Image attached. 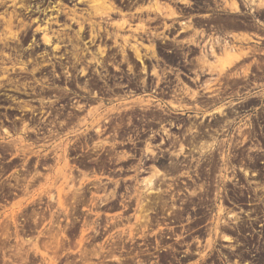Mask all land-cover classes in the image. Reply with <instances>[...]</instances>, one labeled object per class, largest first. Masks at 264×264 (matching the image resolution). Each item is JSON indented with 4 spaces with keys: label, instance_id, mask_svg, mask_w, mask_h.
Listing matches in <instances>:
<instances>
[{
    "label": "flooded vegetation",
    "instance_id": "flooded-vegetation-1",
    "mask_svg": "<svg viewBox=\"0 0 264 264\" xmlns=\"http://www.w3.org/2000/svg\"><path fill=\"white\" fill-rule=\"evenodd\" d=\"M43 188L66 224L25 264L264 251V0H0V264Z\"/></svg>",
    "mask_w": 264,
    "mask_h": 264
},
{
    "label": "rangeland",
    "instance_id": "rangeland-1",
    "mask_svg": "<svg viewBox=\"0 0 264 264\" xmlns=\"http://www.w3.org/2000/svg\"><path fill=\"white\" fill-rule=\"evenodd\" d=\"M69 145V143H68ZM63 147L64 143H56L55 146L52 149L53 155L55 154L54 158L51 160V165L56 167L57 170L54 173V175L57 177L55 179V182L59 180V176L62 175L63 168H66L69 163L67 164V161H65V156L63 153ZM136 197L137 199L140 198V189H136ZM58 194V196H56ZM62 189H37L35 190L33 195H26V197L19 201V208L18 210H10L6 211L5 213L8 214H18L21 218L26 217L29 215H36V214H46L43 210H36L31 211L32 208L37 207H50L51 208V214L52 217H56L54 220L46 221V220H40V221H22L19 220L18 222H12V221H4V224H9L4 227V230L11 229L10 224L14 223L18 226L20 229L19 231V246H20V252L17 254L18 258L17 261L21 264H25L29 261H32L33 255H38L39 258L42 261L49 260L46 257V254L42 252V250L45 249L46 243V237L50 236L52 239H58L60 236L61 228L55 227V225L62 226L66 224L64 221H60L61 213H62V201H47V199H57L62 198ZM56 215V216H55ZM70 223V222H69ZM51 224V226H50ZM32 231L38 230V232L31 233ZM28 234H35L38 237L35 239V242H31L27 240L26 238L29 237ZM230 238L227 237V240ZM223 245H227V247H223ZM233 243H223L220 241L219 235L217 237H213L212 243L210 246L211 252L205 255H202L199 257L198 262L200 263H209L213 262L214 264H219V261H224L227 264H240L238 260V257L236 256V252L231 247ZM261 250H264L263 245H259ZM11 258V256H9ZM242 264H264V251L258 253V254H252V253H244L242 255L241 259Z\"/></svg>",
    "mask_w": 264,
    "mask_h": 264
},
{
    "label": "bare ground",
    "instance_id": "bare-ground-1",
    "mask_svg": "<svg viewBox=\"0 0 264 264\" xmlns=\"http://www.w3.org/2000/svg\"><path fill=\"white\" fill-rule=\"evenodd\" d=\"M148 183V182H147Z\"/></svg>",
    "mask_w": 264,
    "mask_h": 264
}]
</instances>
